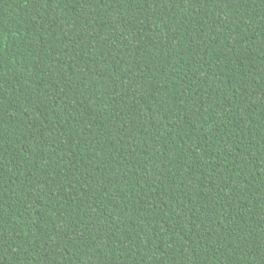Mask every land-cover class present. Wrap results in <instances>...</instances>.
Here are the masks:
<instances>
[{
  "label": "trees",
  "instance_id": "obj_1",
  "mask_svg": "<svg viewBox=\"0 0 264 264\" xmlns=\"http://www.w3.org/2000/svg\"><path fill=\"white\" fill-rule=\"evenodd\" d=\"M0 264H264V0H0Z\"/></svg>",
  "mask_w": 264,
  "mask_h": 264
}]
</instances>
